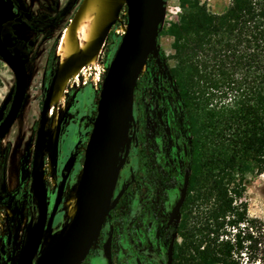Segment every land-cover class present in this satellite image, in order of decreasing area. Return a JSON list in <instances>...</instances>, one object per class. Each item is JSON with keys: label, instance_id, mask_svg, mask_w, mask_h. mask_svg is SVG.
Here are the masks:
<instances>
[{"label": "trees", "instance_id": "obj_1", "mask_svg": "<svg viewBox=\"0 0 264 264\" xmlns=\"http://www.w3.org/2000/svg\"><path fill=\"white\" fill-rule=\"evenodd\" d=\"M182 4L168 30L170 74L195 139L187 197L170 228L182 239L172 264H261L264 227L248 214L243 177L264 172V0H230L221 12ZM195 183L204 186L197 198Z\"/></svg>", "mask_w": 264, "mask_h": 264}, {"label": "rangeland", "instance_id": "obj_2", "mask_svg": "<svg viewBox=\"0 0 264 264\" xmlns=\"http://www.w3.org/2000/svg\"><path fill=\"white\" fill-rule=\"evenodd\" d=\"M200 1L205 2L211 10L216 12L223 11L230 2V0ZM65 2L66 0H25V5L28 8L27 18L25 20L17 19L7 24L5 28L3 27L6 43L11 48H18L28 54L25 59L28 69V87L24 104L9 132L0 140V162L4 161L1 168L5 170L6 192L9 194V203L5 201L0 203V244L5 243L9 231L14 232L16 237V244L12 245L9 251L10 256H14V260L9 264H16V256H22L30 239L32 228L27 219L34 202L32 191L29 192V190L32 187V176L35 169L37 172L41 169V173L47 178L51 173L47 174L48 167L46 164L50 163L53 167L51 172L54 173V168H56L58 174L69 151L77 152V158L67 180L65 201L61 208V218L58 225L60 230L69 224L75 215L77 189L82 176L84 152L97 113L102 81L125 32L119 33L117 31L122 23L127 22V7L122 20H119L110 29L98 64L88 66V74L80 76L79 82L72 80L62 102L57 104L56 108L51 106V111H48V120H46L48 135L44 147L45 156L42 160L36 149L38 144L37 132L44 94L49 85L51 72L54 70L49 65L54 67L55 64L59 63L61 53L58 41L64 27L71 19L73 11L78 6L76 3L64 13L62 8ZM182 3L183 0H165L164 15L156 49L149 56L145 70L140 75L138 82L139 107L144 110L150 128L155 127L157 121L155 116L158 110L160 119L163 118V110L166 109L167 102L169 104L168 100L171 99L175 102L176 107L178 106V109L181 108L182 101L176 80L170 74V68L174 64L175 50L172 46L173 37L168 30L172 25L181 22L184 14ZM29 40H33V46L28 45ZM14 85L13 71L0 58V106ZM162 88H167V91L163 96H158ZM161 98H163L162 101ZM159 99L160 102L157 105L156 102ZM53 112L56 117L53 116ZM132 163L134 165L138 163L134 155ZM243 182L245 184L243 200L247 203L248 214L261 220L264 227V172L248 173L243 177ZM53 183L54 181L49 182L47 179L43 181L45 186H49L50 191L49 195L45 194V198L50 199L55 192ZM203 190V185L196 186L195 183L190 195L197 198L200 193H203ZM2 204L15 207L18 215L15 216L13 226L12 222L14 221L9 217V213L1 207ZM21 212H24L26 217L24 225L20 224L19 221ZM162 232L163 229L160 228V235ZM178 240L179 242L182 240L179 235ZM6 257V254H1L0 251V264H3ZM131 262V264H138L135 260H131ZM88 263L105 264V261L103 256H90Z\"/></svg>", "mask_w": 264, "mask_h": 264}, {"label": "water", "instance_id": "obj_3", "mask_svg": "<svg viewBox=\"0 0 264 264\" xmlns=\"http://www.w3.org/2000/svg\"><path fill=\"white\" fill-rule=\"evenodd\" d=\"M164 4L165 0H127L126 30L102 81L97 113L84 152L75 215L63 228L64 234L55 247L51 264H81L98 238L106 217L117 205L123 193V190H120L114 196L120 169L130 147L129 130L134 120L135 87L149 56L156 49L164 15ZM13 18L14 12L11 4L0 0V58L11 68L15 76V86L0 106V140L4 138L18 117L28 87V71L24 61L27 54L16 48L11 49L2 36L3 25ZM28 44L33 45V41L30 40ZM59 68L60 65H57L52 72L50 84L42 102L37 133L38 153L42 152L47 110ZM124 148L126 151L122 156ZM75 160L76 153L72 152L64 165L67 173H63L58 186L54 208L61 201L67 175ZM188 185L189 172L187 170L179 198L170 211L167 226L178 222ZM34 187L38 189L36 178ZM36 194L40 203V224L25 247L23 257L19 258L16 264H37L34 258L43 234L47 204L38 192ZM111 243L112 233H109L103 247L108 264H112ZM173 246L174 236L168 245L166 264L173 262Z\"/></svg>", "mask_w": 264, "mask_h": 264}, {"label": "flooded vegetation", "instance_id": "obj_4", "mask_svg": "<svg viewBox=\"0 0 264 264\" xmlns=\"http://www.w3.org/2000/svg\"><path fill=\"white\" fill-rule=\"evenodd\" d=\"M5 1L11 4L14 12V18L6 22L4 24L5 26L3 25L4 28L7 24H10L17 19L25 20L27 18L28 8L25 5V0ZM79 1L81 0H66L62 8L63 12L66 13V10H70L76 3L79 5ZM3 35L4 30L2 29V36ZM57 65L58 64H55L56 67ZM49 67L52 68V70L56 69V67L54 68L52 65H49ZM156 89H158V86H156ZM137 91L133 108L134 120L132 121L129 130V135H131L130 147L120 169L114 196H116L120 190H123V193L119 198L117 205L110 211L105 219L101 232L97 238L99 240L97 247H99L90 248L87 257L81 264H87L90 256H103L105 264H108L104 256L103 247L109 233H112V264H131V260H135V262L138 264H166L167 249L172 236H174V244L175 240H178V232H172L170 229L171 226L175 225L176 223L170 226H167V224L170 211L179 198L180 188L183 186L184 176L187 170L189 172L190 179L191 167L188 166V159L195 135L191 129V125L188 121L186 113L184 112L182 104L180 106L181 108L178 109V106L176 107L175 102L171 101V99L168 100L169 104L167 102V107L163 110V118L160 119L158 110L155 116V118H157L155 127L153 128L152 126L150 128L148 119L144 114V110L140 109L139 107L140 103H138ZM166 91L167 88H162L158 96H163ZM162 99L163 98H161V101ZM159 102L160 99L158 102H156V104L159 105ZM9 104L10 102L8 103L6 111L9 107ZM47 135L48 132H46L45 126V138L43 141L42 152H37V154L42 157V160L43 156H45L44 147ZM125 151L126 149L122 151V156L125 154ZM71 153L72 152L69 151L68 156L63 161V164L58 172L59 175L57 174L56 168H54V173L51 172L53 167H51V165H49L50 163H48L46 164L48 167L47 174H51L48 175L47 178H45V175L41 173V169L37 174L34 172L32 176V187L30 188L29 192L32 191L31 194L34 205L32 210L29 212V217L27 219L29 226L32 228L30 239L38 230L40 224V203L36 192L43 194V196L40 197L45 199L47 204L46 218L43 225V234L39 243V249L34 258V262L37 260V255L41 249L42 241L46 233L50 230L59 228L58 225L61 218V208L65 201L67 180L72 169L67 175L66 185L64 187L61 201L56 208H54V206L56 202L58 186L63 178V173H67V170L64 169V165ZM133 155L136 156L138 161L136 165L132 163ZM3 163L4 161L2 160L0 162V203L4 201L9 203V194L6 192V182L4 175L5 170H2L1 168ZM35 178L37 179V190L34 187ZM45 179H47L49 182L54 181L53 184L55 186V192L51 195L50 199L45 198L44 196L46 193L48 195L50 193L49 186H45L43 184ZM1 207L7 213H9V217L14 221L15 216L18 215L16 214L17 211L15 207L7 204H2ZM50 219L51 223L49 225ZM25 220L26 217L24 216V212H21L19 220L20 224L24 225ZM14 223L15 221L12 222V226ZM160 228L163 229L161 235L159 233ZM15 238L14 232L9 231L6 235L5 243L0 244L1 254H6L7 256L3 264H9V262L12 263L14 260V256L11 257L9 251L11 246L16 244ZM22 257L23 254L22 256H16V263L17 260Z\"/></svg>", "mask_w": 264, "mask_h": 264}, {"label": "bare ground", "instance_id": "obj_5", "mask_svg": "<svg viewBox=\"0 0 264 264\" xmlns=\"http://www.w3.org/2000/svg\"><path fill=\"white\" fill-rule=\"evenodd\" d=\"M126 4L127 0H81L79 2L58 41L61 53L58 63L60 68L47 113L51 111V106L56 108L57 104L62 102L72 80L79 82L80 76L88 74V66L98 64L108 33L114 24L122 20L126 12ZM125 30L126 24L122 23L117 32L121 33ZM53 116L56 117L54 112ZM37 173L35 169V174ZM40 196L42 197L43 194L41 193ZM63 234V229H53L46 233L37 255V264L52 263L55 247Z\"/></svg>", "mask_w": 264, "mask_h": 264}, {"label": "built area", "instance_id": "obj_6", "mask_svg": "<svg viewBox=\"0 0 264 264\" xmlns=\"http://www.w3.org/2000/svg\"><path fill=\"white\" fill-rule=\"evenodd\" d=\"M144 70H145V68H144ZM144 70L142 71V73L144 72ZM142 73H141V74H142ZM98 241H99V240L96 239V240L94 241V243L92 244L91 248L97 247V245H98ZM98 247H99V246H98ZM98 247H97V248H98Z\"/></svg>", "mask_w": 264, "mask_h": 264}]
</instances>
